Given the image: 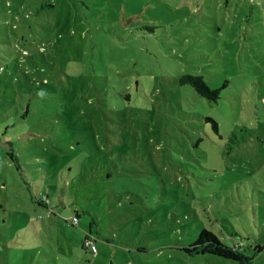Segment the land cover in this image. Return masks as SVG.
Instances as JSON below:
<instances>
[{
	"label": "rangeland",
	"instance_id": "rangeland-1",
	"mask_svg": "<svg viewBox=\"0 0 264 264\" xmlns=\"http://www.w3.org/2000/svg\"><path fill=\"white\" fill-rule=\"evenodd\" d=\"M0 264H264V0H0Z\"/></svg>",
	"mask_w": 264,
	"mask_h": 264
},
{
	"label": "trees",
	"instance_id": "trees-1",
	"mask_svg": "<svg viewBox=\"0 0 264 264\" xmlns=\"http://www.w3.org/2000/svg\"><path fill=\"white\" fill-rule=\"evenodd\" d=\"M179 81L181 83H189L197 93L210 101H216V99L219 97V89L210 87L201 75L185 73L180 76ZM35 200L38 204H45L43 198H36ZM73 217L78 219L77 214L73 215L72 218ZM72 218L71 223H75L76 221H73ZM86 235H88V233H86L82 238V246L84 248L85 246L83 245V240ZM238 245L239 244L236 243L234 247L229 246L222 242L213 232L207 230L206 228H202L198 231L196 238L190 242L189 245L184 247L182 246V249H184L189 254L210 253L223 257L234 258L235 260H240L242 262H247L249 258L243 255L239 248L240 246Z\"/></svg>",
	"mask_w": 264,
	"mask_h": 264
},
{
	"label": "built area",
	"instance_id": "built-area-1",
	"mask_svg": "<svg viewBox=\"0 0 264 264\" xmlns=\"http://www.w3.org/2000/svg\"><path fill=\"white\" fill-rule=\"evenodd\" d=\"M72 220L77 221V218L73 217ZM83 245L91 252H95L96 250L94 238L91 235H86V237L83 240Z\"/></svg>",
	"mask_w": 264,
	"mask_h": 264
},
{
	"label": "clouds",
	"instance_id": "clouds-1",
	"mask_svg": "<svg viewBox=\"0 0 264 264\" xmlns=\"http://www.w3.org/2000/svg\"><path fill=\"white\" fill-rule=\"evenodd\" d=\"M89 235V234H88ZM94 243H95V240H94Z\"/></svg>",
	"mask_w": 264,
	"mask_h": 264
}]
</instances>
